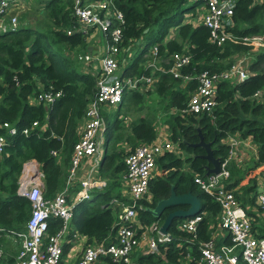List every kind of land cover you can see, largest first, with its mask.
I'll list each match as a JSON object with an SVG mask.
<instances>
[{"label": "trees", "instance_id": "16d2710c", "mask_svg": "<svg viewBox=\"0 0 264 264\" xmlns=\"http://www.w3.org/2000/svg\"><path fill=\"white\" fill-rule=\"evenodd\" d=\"M38 1L42 4L39 5L41 12L50 20L46 28L20 21L15 27L0 29V121L6 120L16 127L12 134L0 127V133L5 135L0 154V264H15L17 250L8 254L2 235L16 237V232L25 229L29 214L28 199L15 191L22 162L34 158L39 163L43 173L44 198L53 197L61 190L72 145L77 139V124L94 92V76L75 57L78 50L85 48V34L79 31L66 33L74 22L71 0ZM204 2L111 0L123 17L118 43V52L124 48L118 59L123 75L149 74L155 79L151 88L146 90L129 88L123 91L121 101L105 118L104 151L96 175L105 178L106 186L103 190L90 189L88 199L75 200L67 222L69 232L75 229L85 236L83 245L111 239L117 206L109 200L120 196L117 178L125 171L123 157L126 152L118 141L123 136L132 148L140 141L152 140L156 134L157 112L166 125L168 138L182 153L164 150L155 157V164L166 171L149 179L150 197L142 199L144 207L137 208V217L142 224L151 221L159 224L168 211L178 206L185 207L166 206L159 216L148 211L158 199L169 194L172 184L176 193L190 191L198 196L200 209L197 213L202 217L194 234L177 229L176 224L182 218H173L168 227L169 239L158 243L160 252H137L133 255V264H193L192 260L186 261L185 255L188 251L196 254L197 242L209 237L207 225L219 214V205L211 193L201 189L193 180L194 174L204 177L205 166L210 165L202 156L203 148L191 144L198 140L197 128L203 140L210 141L212 155L220 160L227 154V134L249 136L255 143V156L246 165L228 162L226 187L234 186L258 166L263 165L261 171L264 172V97L260 100L251 97L255 89L264 87V45L256 47L242 39V36L258 34L264 43V0H235L226 30L236 37L234 40L226 37L219 44L209 40L208 28L202 22L192 23L184 19L186 12L194 15L195 9ZM170 31L172 34L168 36ZM153 45L164 69L151 72L150 67L144 65L147 58L144 54ZM129 51L132 53L127 55ZM174 51L190 55L189 62L180 70L192 75L202 69L218 71L228 68L240 55H243L242 61L248 55L244 65L247 76L241 80H218L210 113L186 111L187 99L196 87L197 79H187L181 86L182 78L165 69ZM49 87L61 91L49 105L27 100L28 95ZM146 93L155 96V106L130 119L125 132L120 125L121 115L132 103H139L140 108ZM32 120H36V125L30 127ZM25 126L29 127L28 132L22 133L21 128ZM117 126L121 127L120 131ZM52 149L56 151L55 155L50 152ZM255 178L256 174H252L246 184L240 185L242 193L235 194L243 207L245 203L256 205ZM77 188L76 183L73 190ZM66 197L70 201L69 195ZM247 213L253 220L251 211ZM60 223L59 217L48 216L47 233L57 230ZM252 228L257 229L258 235H264V227L260 223L255 225L252 221ZM224 241L231 244L229 234ZM68 247V243H62V256ZM100 258L106 264H116L108 256Z\"/></svg>", "mask_w": 264, "mask_h": 264}, {"label": "built area", "instance_id": "2783aa9c", "mask_svg": "<svg viewBox=\"0 0 264 264\" xmlns=\"http://www.w3.org/2000/svg\"><path fill=\"white\" fill-rule=\"evenodd\" d=\"M235 0H205L199 21L208 28V38L216 44L226 37L234 40L231 32L226 30L230 24V14ZM20 0H0V29L15 27L17 18L10 13L13 6L20 5ZM71 14L77 22L74 28H67L66 33L74 30L81 34L87 33L88 28L97 27L103 34L104 46L95 56L98 68L94 71V92L88 99L84 109L83 122L77 139L73 142L66 171L65 185L78 184L73 199L87 197L88 189L94 185L104 184L103 180L94 178L91 172L78 176L76 171L82 164V159L93 154L98 155V134L102 125L101 107L117 104L121 101L123 91L129 88H138L141 84H150L152 75L118 74L117 52L121 38L122 13L116 9L111 0H71ZM77 27V28H76ZM243 41L261 44L260 36H242ZM156 54V46H152V55ZM78 58L89 60L92 56L83 53ZM190 55L181 51L170 54L167 71L182 80L197 79V85L189 95L184 110L192 113H210L215 103L216 83L220 79L241 80L247 76L246 69L240 66V60L233 62L228 68L218 71L202 69L195 75L181 71L187 64ZM153 65V62H148ZM156 67V66H155ZM154 67V68H155ZM164 68H162L163 70ZM59 89L40 88L29 101L41 102L44 105L52 103L59 95ZM251 97L260 100L264 97V87L255 89ZM36 125L32 120L30 127ZM0 127L9 134L15 133L16 127L6 120L0 121ZM29 127L21 128L27 133ZM167 139V138H166ZM153 139L135 145L123 157L125 171L123 179L129 195V201L119 202L121 213L114 230V240L96 241L82 246L80 255L72 264H92L100 256H108L117 264H133L132 256L143 252H160L158 243L169 239L170 233L158 231L157 221L143 225L146 233V244L140 245V237L136 234L134 222L137 217L139 200L147 197L148 181L155 169V157L164 150L174 148L171 140ZM240 141L237 134H227L225 142L228 144L227 154L219 161V171L201 177L194 174L193 180L198 186L213 195L219 205V225L225 228L230 235L231 244H221L217 249L213 247V236L197 242L199 259L203 264H264V235H258L252 228V217L245 211L232 189L226 187V178L229 174L227 164L234 158L236 145ZM5 142V135L0 133V154ZM56 154L54 149L50 150ZM43 173L39 163L34 158L22 162L16 179L15 191L25 196L29 201V214L25 221V229L16 232L20 246L15 254V264H60L61 240L67 230V222L71 215L72 202L68 201L65 189L57 192L53 197L42 196ZM257 185L260 188L255 194V200L264 213V172L256 175ZM55 216L61 219L60 226L53 233H47V217ZM201 214L183 217L176 224L177 229L192 232L201 219ZM154 233L155 235H152ZM157 233V235H156Z\"/></svg>", "mask_w": 264, "mask_h": 264}, {"label": "crops", "instance_id": "0c3cea01", "mask_svg": "<svg viewBox=\"0 0 264 264\" xmlns=\"http://www.w3.org/2000/svg\"><path fill=\"white\" fill-rule=\"evenodd\" d=\"M20 3H21L20 5L13 6L10 9V13L16 15V12L24 11L25 7H28V5H29L28 4L29 0H20ZM34 3H36V4L40 5V6L42 5L41 3H39L38 0H34ZM203 6H204V4H202L198 8H196L194 15H192L190 12H186L184 14V19L186 21L190 20V22H192V23L198 22L199 21V15L202 12ZM37 8H40V7L38 6ZM14 9H15V12H13ZM186 17H189V18H186ZM16 18H17V16H16ZM73 21H74L73 24H72L73 26L68 27V28H74L75 26H77V22H76L75 18H74ZM22 22H24V23L26 22V23H29V24L30 23L34 24V23H32V21H22ZM18 24H19V22L17 20V25ZM35 25H37V24H35ZM74 31H77V30H74ZM171 34H172V31H170L168 36H170ZM253 35L260 36L261 44H256V47L264 45L261 35H258V34H253ZM249 36H251V35H249ZM104 42H105V40H104L102 32L97 27H90V28H88L87 33H85V48H84V50H78L76 52V56L75 57L81 62V66L86 71L90 72L93 76H94V74H93L94 71L97 70V68H98L97 67L98 66V61L95 60L94 57L97 56L100 53L102 47L104 46ZM250 44H253V43H250ZM253 45H255V44H253ZM123 49H120V51L117 52V55L119 57H120V53L123 51ZM83 53H86V54L92 56V58L89 59V60H84L82 58H78L77 57L78 54H83ZM131 53H132V51H129V52H127V55H130ZM144 55L145 56L147 55V58L144 61V65L149 66L150 69H151V72L154 71V70H158V69L162 70L163 65L161 64V58L159 56H156V54L152 55V48L149 49V51L147 53H145ZM242 58H243V55H240V62L239 63H240V66L244 68V64H243ZM122 59L123 58H122V55H121V61H122ZM151 61L153 62L152 66L148 64V62H151ZM163 62H165V60H163ZM117 72L121 76H127L125 74L123 75V73L121 71L120 64H118ZM152 78H153V80L155 79L154 77H152ZM153 80H152V82H153ZM184 82H185V80H182L180 85L182 86L184 84ZM149 85L151 86V83L150 84H146L144 86L140 85L138 88H133V89L146 90V88H148ZM94 88H95V85H94ZM31 95H33V94L28 95V97L31 96ZM28 97H27V100L29 101ZM29 102H31V101H29ZM32 103H35V102L32 101ZM47 105H49V104H47ZM47 105H44V106H47ZM138 106H139V103H137L133 109L129 108L127 111H125V113L123 115L120 114L121 115V120H122V122H120V125H122V127H123L125 132L127 130L125 128L127 127V124L130 121V119L134 118L137 115L145 114V110H143L142 107L138 108ZM103 107L101 108L102 125H101V128L99 130V134H98V155L96 156V154H93V155H91L89 157L84 158L82 160L81 166L76 171L78 176L85 175L88 172H91V174H92V176L94 178L104 181V184H102V185L91 186L88 189V192L90 191V189H93V188H95V190H103V187L106 186L105 178L99 177L96 174H97V167L99 165V161H100L102 153L104 151V144H103V142H104V134H103V131H104L105 122H106L105 118H107L108 114L111 111L114 110V108L116 107V104H113V106H106V107H104V109H103ZM121 109H124V108L121 107ZM82 122H83V117L79 121V123L77 124V127H76L77 137L79 135V131L81 129ZM162 126H165V124L162 123ZM116 128H117L118 131L121 130L120 126H117ZM162 129L165 130L164 128H160L159 126H156V129H155L156 130V134H155V136L153 138L154 140L155 139H166V138L168 140H170L168 138L167 131H161ZM233 134H236V133H233ZM239 138H240V141L236 145L234 158L232 160H230V161H232L235 165L243 166V165H246L249 162V160L252 159L255 156L256 146H255L254 141L249 136H244V137H240L239 136ZM140 142H143V141H140ZM140 142H138V143H140ZM118 144L124 148V151L126 153L133 148V147L131 148L130 144L126 140H124L123 136H122V138L119 139ZM137 144H135V145H137ZM135 145H134V147H135ZM173 146H174V148L171 149L172 151L178 152V153L179 152L182 153L181 150L178 149L175 146V144H173ZM262 166L263 165L252 169V171L250 173L247 172L237 184H235L232 187H229V188L232 189V192L234 193V195L235 194L239 195V194L242 193L241 186H243L244 184L247 183V181L249 180V177H251L252 174H256L257 175L258 173L262 172L261 171ZM165 171L166 170L161 169V167H158V165L155 164V169H154V172H153L151 177H153L156 174H161V173L164 174ZM123 173L121 174V177L118 176V178H117V184H118L120 196L119 197L118 196H114V197L110 198V200H109L113 205L117 206V209L114 212V220H113V223H112V228H114V229L116 227V224L119 221V217H120V213H121V207H120L119 203L116 202V201H119V202H125V201L127 202V201H129V195H128V192H127V189H126V184H125L124 179H123ZM208 174H206V175H208ZM75 184L76 183H73L72 185L64 186L65 185V183H64L62 189L59 190V191H62L63 189H65L64 190L65 191V195L66 196L69 195V198H70V201L72 202V204L75 201L73 199V195H74V192L76 190V189L73 190V186H75ZM107 185H108V182H107ZM255 187H256V192H255V194H256L259 191V189H260L258 187V185H257V177L255 178ZM42 188H43V186H42ZM236 195H235V197H236ZM249 195H251V194H249ZM89 196L90 195H88L85 198L88 199ZM149 197H150V193H149V190L147 189V197L146 198H142V199L146 200V199H149ZM82 199H84V198H82ZM142 199L139 200L138 208L144 207L142 205V202H141ZM147 201H149V200H147ZM254 202L256 203V205L245 203L244 204V206H245L244 209H245V211L246 210L247 211L248 210L251 211L250 214H253V220L252 221H254L255 225H258L260 223L264 227V224L262 223V222H264V213L262 212L261 207L257 204L255 198H254ZM252 221H251V225H252ZM143 225H145V224H142L140 218L136 217V220L134 222V227L136 228V231H137L136 234L140 237V240H139V244L140 245H145L146 244V233H145V231L143 229ZM207 227L210 230L209 236L210 235L213 236V239H214L213 247L214 248L217 249L221 244H227V243H225L224 240L227 237V234H229V232L225 228H222L219 225V214L216 215L214 217V219L210 220V222L208 223ZM69 229L70 228L67 226V230L63 234L62 240H61V246H62V243H64V242L69 244L68 250L65 253V255H63V256L61 255V262H62L61 264H72L75 261V259L80 255L83 243L86 240L85 236L80 234V233H78L75 229H73L70 232H69ZM2 236L4 238V239L2 238V242L4 243L5 247H7V253L8 254H10V253L12 254V252L15 253L16 250L18 251L19 246H20V240H19V238L17 236L14 237L13 235L11 236L9 234H3ZM112 240H114V232H113V235L111 236V239L109 241H112ZM188 252L189 253L185 255L186 256V261L192 260L193 264H203V262L199 259V252L197 250H196V254H192L190 251H188ZM160 254L162 255V253H160ZM100 257H98L96 260H94V262L92 264H106L105 262L102 261V259Z\"/></svg>", "mask_w": 264, "mask_h": 264}, {"label": "water", "instance_id": "95a60500", "mask_svg": "<svg viewBox=\"0 0 264 264\" xmlns=\"http://www.w3.org/2000/svg\"><path fill=\"white\" fill-rule=\"evenodd\" d=\"M197 134L198 140L191 144L201 146L203 148L202 156L210 162L209 166H205L204 174L206 175L208 173H217L220 168V159L212 155L210 141L203 140L199 128H197ZM172 205H185V207L178 206L165 214L158 227V231L163 234H166L168 232V227L173 218H183L192 216L197 213L200 209V200L197 195L191 193L190 191L176 193L173 190L172 184L170 186L169 194L166 197L158 199L153 207L148 208V211L155 216H159V214L166 206Z\"/></svg>", "mask_w": 264, "mask_h": 264}, {"label": "rangeland", "instance_id": "374dc122", "mask_svg": "<svg viewBox=\"0 0 264 264\" xmlns=\"http://www.w3.org/2000/svg\"><path fill=\"white\" fill-rule=\"evenodd\" d=\"M28 4H29L28 7H25L24 11L16 12V16H17L18 22H20V21H32V23L37 24V25H39L42 28H46V26L49 25V23H50L49 18L44 15V12H41L40 8H37L39 5L34 3V0H29ZM13 12H15V9L13 10ZM186 18H189V17H186ZM33 26H36V25H33ZM246 56L248 57V55H246ZM116 57H117V60H118L119 56L117 55ZM247 57H245V59L243 61L244 65L246 63ZM238 60H240V57H237L234 62H238ZM141 86H144V85L141 84ZM148 88H151V86L149 85ZM154 97L155 96L152 93H146L144 95L143 102L140 103V107H142V109L145 110V111L147 109L151 108V107H154L155 106V104H154V99L155 98ZM136 104L137 103L130 104L129 108L133 109ZM106 106H113V104L112 105H106ZM106 106H104V107H106ZM104 107H103V109H104ZM155 114H156V126H159L160 128H164L165 129V130L162 129L161 131H167L166 125L162 126V122H161L162 118L160 117V113L157 112ZM262 223L264 224V222H262ZM152 235H155V234L152 233ZM156 235H157V233H156Z\"/></svg>", "mask_w": 264, "mask_h": 264}]
</instances>
